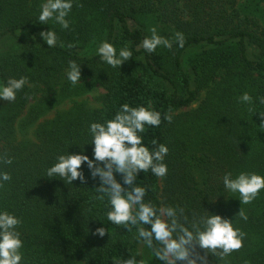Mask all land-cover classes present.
I'll list each match as a JSON object with an SVG mask.
<instances>
[{
	"label": "trees",
	"instance_id": "1",
	"mask_svg": "<svg viewBox=\"0 0 264 264\" xmlns=\"http://www.w3.org/2000/svg\"><path fill=\"white\" fill-rule=\"evenodd\" d=\"M238 1L72 0L66 17L69 28L62 29L51 20L47 25L38 22L45 0H0V43L19 42L0 53V85L9 78L27 77L15 101L0 100V154L12 158L10 165L0 164V172L11 175L0 188V212L22 220L17 228L23 241L21 264H114L132 257L144 264H162L136 239L135 227L128 232L108 221V197L94 199L100 195L95 191L99 178L90 177L86 164L81 168L84 184L46 175L58 155L81 154L83 149L93 159L90 124L112 119L125 103L161 113L160 126H146L141 135L150 150L153 140L169 149L163 180L151 171L137 175L135 183L147 189L145 202L183 207L189 221L220 215L246 233L239 251L224 260L208 254V264H264V190L244 205V221L228 207L222 181L227 172L233 177L241 172L264 176V117L259 115L264 113V32ZM151 19L170 30L171 49H143V39L151 35ZM48 30L58 37L51 48L40 36ZM21 31L26 39L19 37ZM176 32L185 37L182 48L175 41ZM92 42L93 50H85ZM102 42L112 44L117 55L127 47L132 58L120 68L111 67L97 54ZM189 53L194 54L185 70L183 59ZM69 61L80 67L81 78L74 86L66 76ZM217 76L224 78L223 89L198 110L177 115ZM94 84L105 90L100 108L74 103L39 125L33 140L28 137L40 118ZM245 92L251 104L240 102ZM166 114L172 116L171 123L163 119ZM196 170L201 172L199 179ZM114 175L126 188L122 175ZM98 227L106 228L104 237L93 234Z\"/></svg>",
	"mask_w": 264,
	"mask_h": 264
},
{
	"label": "clouds",
	"instance_id": "2",
	"mask_svg": "<svg viewBox=\"0 0 264 264\" xmlns=\"http://www.w3.org/2000/svg\"><path fill=\"white\" fill-rule=\"evenodd\" d=\"M72 6V0H45L40 6L38 22L47 25L51 20L62 29H68L69 21L66 17ZM149 31L151 35L142 41V47L146 52L154 53L161 46L172 48V40L159 35L155 26ZM40 36L48 48L56 46L58 39L56 32L42 31ZM175 41L179 47H184L185 37L181 32L175 33ZM68 47L72 45L69 44ZM97 54L113 68H120L123 62L132 58V52L127 47L121 48L117 55L116 48L108 42L100 44ZM66 76L73 86L80 81V67L75 61L68 62ZM26 83L27 77L9 78L6 84L0 85V100L15 101L17 92ZM239 100L243 103H252V97L247 92L243 93ZM260 103L264 104V97L260 98ZM259 115L264 117V113ZM163 119L172 122L170 114L164 115ZM160 124V112L145 106L131 107L125 103L112 119L104 123L90 124L91 144L94 146L93 159L84 155L83 149L81 154L58 155L57 162L46 169V175L49 178L59 176L68 184H72L74 180L84 184L86 178L81 168L86 164L90 177L94 180L99 178V187H96L95 191L100 195L94 199L103 201L105 196L108 197L110 205L107 212L108 221L117 226H124L128 232H132L135 227L136 239L142 241L162 264H177L178 261L181 264H208V254L224 260L243 247L246 236L241 229L233 226L232 220L208 214L194 217L189 221L183 207L164 205L157 207L150 201L145 202L147 189L135 183L140 172L151 171L161 180L167 175L168 168L163 161L168 154V147L153 140L152 144L155 147L150 150L144 145L141 135L145 132L146 126L159 127ZM11 163V157L6 153L0 154V164ZM114 173L122 175L126 188L116 180ZM10 180L9 173L0 172V188L4 187L3 182ZM222 181L226 190L239 194L240 204L244 205L251 204L260 191L264 190V176L255 173L241 172L233 177L231 172H227ZM237 215L244 221L248 219L241 207ZM21 224L22 220L13 214L7 211L0 212V264H21L23 241L20 232L17 231ZM106 232L105 227H98L93 234L104 237ZM197 249L203 250L204 254L201 255ZM114 264L144 262H138L132 257L123 261L117 260Z\"/></svg>",
	"mask_w": 264,
	"mask_h": 264
},
{
	"label": "rangeland",
	"instance_id": "3",
	"mask_svg": "<svg viewBox=\"0 0 264 264\" xmlns=\"http://www.w3.org/2000/svg\"><path fill=\"white\" fill-rule=\"evenodd\" d=\"M238 5L242 9L248 7L249 12L252 14V16L256 17L259 20V25L261 26L260 32H264V3L259 2V1L257 2L255 0L254 1H252V0H239ZM148 26H149L148 27L149 30L155 26L157 28L159 35H161L165 38L168 37L170 30L168 28L158 24L157 21L152 20V19L149 20ZM19 37L21 39H26V35L23 31L19 32ZM260 37L264 38V34L263 35L260 34ZM93 44H94V42L89 44L85 48V50H89V51L93 50V48H94ZM16 45H19V42H16V41H13L10 39L6 40V41L0 43V53H5V52L9 51L13 46H16ZM159 48H164V47L161 46ZM193 54L189 53L188 55H186L184 57L183 64H184L185 70H188V66H189L188 64H189L191 55H193ZM223 81H224V78L217 76L213 82L208 83L206 85V87L198 94L196 101L191 106L179 111V113H177V115L182 114V113H186V112H194V111L198 110L203 105L206 98H208L212 95L214 97L216 95V92H218L219 89H223V86H224ZM104 94H105V90L100 85L94 84V86L90 89V91L86 92L84 95L66 100L61 105H59L56 108H54L53 110L49 111L44 117L40 118L33 126L30 127V129L28 131V137L33 140L34 139V136H33L34 132L38 128L39 125L45 123L46 121L53 119L55 117L56 113H58V112L69 110L71 107H73L74 103L81 104L87 109L100 108L102 106V103H103ZM216 102H217V98H214V103H216ZM31 104H33V102ZM29 108H30V106H28L25 109L24 114L18 120V123L23 120V117L26 115ZM195 173L199 179L201 176V172L196 170ZM239 199H240V197H239L238 193H231L227 190V196H226L227 205L230 208L233 215H237L240 207L244 209V204H240ZM177 264H179V263L177 262Z\"/></svg>",
	"mask_w": 264,
	"mask_h": 264
}]
</instances>
